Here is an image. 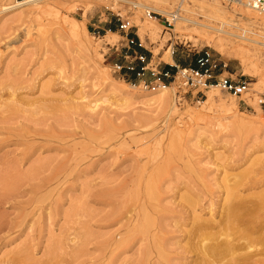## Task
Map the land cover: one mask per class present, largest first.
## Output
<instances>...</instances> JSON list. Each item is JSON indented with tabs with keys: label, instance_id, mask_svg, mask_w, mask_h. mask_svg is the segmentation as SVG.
I'll use <instances>...</instances> for the list:
<instances>
[{
	"label": "rangeland",
	"instance_id": "rangeland-1",
	"mask_svg": "<svg viewBox=\"0 0 264 264\" xmlns=\"http://www.w3.org/2000/svg\"><path fill=\"white\" fill-rule=\"evenodd\" d=\"M190 8L167 11L203 19ZM155 14L111 0L0 12V264H196L194 226L218 221L230 195L243 211L257 207V222L242 216L240 228L264 224V48L219 52L217 33L174 32ZM133 51L169 71L208 51L215 74L249 89L170 87L161 103L126 71ZM253 236L250 251L263 250L264 228Z\"/></svg>",
	"mask_w": 264,
	"mask_h": 264
},
{
	"label": "bare ground",
	"instance_id": "bare-ground-1",
	"mask_svg": "<svg viewBox=\"0 0 264 264\" xmlns=\"http://www.w3.org/2000/svg\"><path fill=\"white\" fill-rule=\"evenodd\" d=\"M38 1L39 0H18L9 4L5 3L0 6V12L17 9L25 4L37 3ZM111 1L113 4L118 2L131 3L139 10H144L146 16L147 11H152L158 14L165 13L167 16H170L172 13L167 10L168 8L173 7V5H176L181 11L183 10L193 13L194 9L191 10L190 7L195 6L199 12L201 11L200 13L202 14L203 19L199 20L178 13L173 21L174 32L181 33L182 30H191V32L196 33L199 36L204 35L210 37V40L213 39V37L210 36V33L215 32L219 36L217 35L218 37L216 40H213V45L219 52L226 50L227 45L231 43L235 44L236 51L240 54L244 51H253L254 54L252 53V55H255L260 47L264 48V41H260L258 39L260 37L255 35L256 32L261 33L264 30V15L260 16L242 5L231 4L234 6L232 9H224L216 6L217 4L215 6L208 5L204 2L205 0H149V4L133 2L131 0ZM223 25L226 26V28H224ZM188 26L190 28H188ZM146 29L147 28L145 27H141V30ZM69 30L72 34L76 33L74 23L69 25ZM244 46L247 48H244ZM164 59L173 62L170 56V51L164 53ZM250 67L254 74H256L258 71L256 63H251ZM209 87L216 86L211 85ZM152 94V98L158 96L159 98L157 100H159V102L167 104L166 95L168 94V90ZM204 103L205 102H203V104ZM232 191L233 190H229L227 193H231ZM229 197L230 198L227 199L225 206L223 205L224 209L218 221L200 220L201 222L197 221L198 223L194 226L193 232H200L196 237L197 241L194 243V246L198 249L199 253V257H197L198 259L196 258L197 261H195L196 264H264V249L250 251L257 242L253 236L254 233L260 232V230L264 228V224L259 222V224L253 227L240 228L243 222L242 216L250 217L245 224L257 222L254 219L257 207L254 208L251 206L245 208L243 211L241 209L242 205L240 204V208L237 204L239 202L235 203V200L233 204L231 200L232 196L230 195ZM212 228L216 229L215 231L213 230V233L210 232ZM208 229L210 230L207 233L206 230ZM204 238H207V240L211 239L210 243L205 244L203 242ZM241 251L243 252L241 253Z\"/></svg>",
	"mask_w": 264,
	"mask_h": 264
},
{
	"label": "built area",
	"instance_id": "built-area-1",
	"mask_svg": "<svg viewBox=\"0 0 264 264\" xmlns=\"http://www.w3.org/2000/svg\"><path fill=\"white\" fill-rule=\"evenodd\" d=\"M223 4H235L242 5L258 15H264V0H213ZM170 16L164 19L165 26H170L177 16V11L170 12ZM149 18H155L157 15L152 11L146 12ZM119 29L123 32H127L131 25L129 21L124 19L119 21ZM127 44H133L132 38H126ZM124 57L131 58V60L125 66L126 71L134 73L139 79V86L151 93L163 91L170 87L174 88L176 93L184 95L188 92L196 90V92H202L204 88L211 85L219 87L220 90L230 93L234 96H241L245 94L249 89V82L247 79L241 77H219L215 74L217 63L212 59L208 51H203L196 59V66L179 67L175 66L173 71L168 69L155 70L149 68V61L142 54L133 52L132 54H126ZM135 60L137 64L133 65ZM118 69L121 67L118 66ZM147 73L148 78H144ZM261 107H264V94L259 99Z\"/></svg>",
	"mask_w": 264,
	"mask_h": 264
},
{
	"label": "crops",
	"instance_id": "crops-1",
	"mask_svg": "<svg viewBox=\"0 0 264 264\" xmlns=\"http://www.w3.org/2000/svg\"><path fill=\"white\" fill-rule=\"evenodd\" d=\"M133 52H135V51H133ZM175 64H173V66H174ZM172 66V65H171Z\"/></svg>",
	"mask_w": 264,
	"mask_h": 264
}]
</instances>
